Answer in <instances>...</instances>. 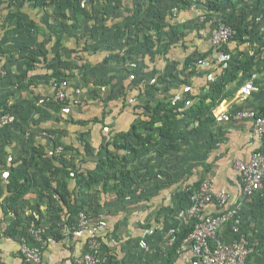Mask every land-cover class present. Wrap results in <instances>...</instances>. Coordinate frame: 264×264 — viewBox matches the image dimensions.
<instances>
[{
  "label": "rangeland",
  "instance_id": "374dc122",
  "mask_svg": "<svg viewBox=\"0 0 264 264\" xmlns=\"http://www.w3.org/2000/svg\"><path fill=\"white\" fill-rule=\"evenodd\" d=\"M72 1L83 10L94 2ZM107 2L113 1L94 2L98 9L80 13L75 21L71 0H0L1 11L9 13L1 15L2 25L10 22L21 33L15 36L16 45L8 43L13 46L7 47L10 51L5 50L8 45L0 44V115L9 110L15 116L13 124L1 129L0 138L14 133L17 152L22 150L15 161L18 168L6 166L9 174H0V234H11L14 225L22 228L29 217H36L33 211L49 228L55 217H65L70 225L80 211L102 212L110 206L123 212L128 206L152 202L154 195L167 188L155 211L161 216H152V222L167 217L175 223L163 231L165 250L145 257H150L148 264H158L170 247V238L184 226L177 209L190 191L191 175L210 170L216 148L222 144L218 136L235 127L210 126L216 121L213 115L222 105L224 109L237 101L240 106L247 104L238 93L253 70L260 76L256 79L259 91L252 99L263 100V107L248 108H264V0H131L132 10L119 11L120 15L105 10ZM35 8L43 12L32 16ZM202 16L208 29L223 18L248 27L242 42L233 41L236 50L231 60H221L202 44ZM37 18L42 21L39 26ZM242 44L248 46L246 53L239 52ZM60 76L81 84L82 92L51 109L45 88L51 78ZM109 85L112 94L102 93ZM107 96L109 100L104 99ZM203 101L204 113L199 109ZM161 107L169 109V115L176 113L170 126L173 137L161 135L164 121L156 119L163 114ZM128 112L134 115L123 129L120 118ZM25 119H30L29 125H19ZM133 125L137 130L129 132ZM42 137L51 141L42 143ZM129 142L140 152L124 146ZM7 145L0 144L3 161ZM98 164L110 175L119 173L117 179H109L108 189L96 170ZM29 167L32 174L25 175L32 178L37 191L26 188L23 194L37 192L35 206L24 205L15 187L16 177ZM61 179L71 182L68 202L61 201L56 191L62 187ZM143 191L148 192L143 195ZM256 203L251 198L247 201L246 227L259 242L255 258L264 264V203L260 208ZM153 225V230L160 227Z\"/></svg>",
  "mask_w": 264,
  "mask_h": 264
},
{
  "label": "built area",
  "instance_id": "2783aa9c",
  "mask_svg": "<svg viewBox=\"0 0 264 264\" xmlns=\"http://www.w3.org/2000/svg\"><path fill=\"white\" fill-rule=\"evenodd\" d=\"M201 22L204 21L202 16ZM256 20H261L257 16ZM202 37L209 38L215 47V56L227 62L232 59L231 52H225L222 47L235 41L238 30L224 19H219L216 25L200 31ZM242 50H248L244 44ZM248 79L240 88V100H248L257 91L254 78ZM52 93L47 98L52 104L64 102L73 89L72 82L64 76L51 78ZM190 88L187 87L186 90ZM71 90V91H70ZM82 89L74 87L73 93L80 95ZM72 95V93H71ZM219 123H238L251 121L252 136L258 142L247 158H236L233 168L238 173L239 191L235 193L226 188L215 187L211 179L192 183L189 187L190 203L179 206L178 218L185 226L192 227V231L181 242L178 253H189L192 256L190 264H259L255 254L258 251V241L253 240L249 231L244 228L243 208L247 200L260 194L264 198V114L253 108L218 110L214 114ZM15 121L10 113L0 115V129ZM62 149V146L58 147ZM37 217L32 220L28 235L20 238V254L24 264H52L45 260L44 251L48 245V228L37 224ZM106 213L80 211L76 221L70 223L69 239L80 238L87 234L86 251L74 258V264H102V241L94 237L99 230L107 225ZM176 240V234L170 238L169 246ZM169 247V248H170Z\"/></svg>",
  "mask_w": 264,
  "mask_h": 264
},
{
  "label": "crops",
  "instance_id": "0c3cea01",
  "mask_svg": "<svg viewBox=\"0 0 264 264\" xmlns=\"http://www.w3.org/2000/svg\"><path fill=\"white\" fill-rule=\"evenodd\" d=\"M98 1H104V0H94L95 3H97ZM112 1H113L112 3L107 2L105 6V10L107 9H108L107 11L111 10L112 14L115 13L117 15H120L119 11H123V13L125 11L126 13H128V11L132 10L131 0H115L116 2H114V0ZM92 4L91 5L89 4L88 8H84L85 9L84 11L91 12L92 9H95L96 11L98 9L97 4L94 5V7L92 6ZM8 10H12V8L11 9L8 8ZM32 11L33 10L30 11L32 16L33 15L37 16L38 13L40 14L41 12H43L42 10H40V8H35L34 10L35 12H32ZM71 11H73V9ZM8 14L9 13L7 10L1 11L0 9V17L1 15H3L2 17H4ZM2 22L3 20L0 19V44L8 45V46H5L6 48L5 50H9V48L7 47L10 46L12 48L13 46L9 45L8 43L13 41L12 43L16 45L17 44L15 42L16 37H19L21 33L19 32V29L17 27L16 28L14 27L15 26L14 24H10V22L9 23L5 22V25L4 24L2 25ZM35 22L37 23L36 26H39V24H42V21L40 20V18H37ZM8 25L10 26L8 27ZM203 38L204 40L202 41V44L205 47L210 48L211 47L210 39L205 38V37ZM234 42L232 41L229 45L231 49L235 47L233 45ZM4 45L2 48H4ZM253 71H254L252 73L253 76L254 74L257 75L254 78V81H255V84L257 85V88L259 89L256 79L260 75L259 73H256L255 70ZM71 82H72L73 89L72 91L70 90L71 91L70 95L72 93L71 96H75V94L73 93L74 87L81 88L82 85L77 83L76 81L75 83L73 81ZM45 89L48 90V95L52 93V88L49 82ZM258 89L255 92L254 96L248 99L247 104L240 106V102L237 101L233 103V105L229 106V108L227 109L234 111V110H239V109L248 108V107H253V108L263 107V104H262L263 100L252 99L257 95L259 91ZM112 90H113V86L109 85L106 87V89L102 90V93H105L108 91L111 94ZM108 92L106 94H109ZM108 96L107 98H104V99L109 100ZM248 104L249 106H247ZM50 106H51L50 107L51 109H54L53 108L54 104ZM222 106L218 107V109L222 110ZM68 109L71 110L69 106H68ZM129 113L130 112L125 114V116L122 115L120 118L122 121L123 129L127 127L126 120L130 121L131 120L130 117H133L134 115V114H131V113L129 114ZM29 123H30V119L29 120L25 119L24 122L19 123V125L28 126ZM35 123L37 122H33L34 125ZM218 124L221 125V124H227V123H219L216 120L214 123L210 124V126H215V125L218 126ZM234 124H235V127L233 126L231 127V130H230L231 133L229 134L219 133L220 135L218 136V138L222 144H220L216 148V152L214 153L216 154V156H214V158L211 160L212 166L210 165L209 167L210 170H208L207 172H202L203 174L201 172L199 174H196L197 172L195 173L193 172V174L191 175L192 177L189 179L188 182L193 181V183H196L200 181L201 179L203 180V179L208 178L215 182V187L217 189L226 188V189L233 191L235 195L238 193L239 188H240L239 178H238L237 171L235 170V168H233V161L236 158H247L249 156V153L258 146V142H256V140L252 136L251 121L248 120V121H243V122H238V123H231V124L228 123V125H234ZM34 125H33V130L35 129ZM1 129L4 130V128H1ZM30 132L31 131H29V135L31 137L32 132L31 133ZM18 133H20L21 135L22 132L18 131ZM13 134L14 133H12V135L4 136V138L3 137L0 138V144L1 143L9 144L7 145L8 147H6L7 154L2 155L6 157V160L3 161L1 160L3 158H0V174L2 173H4L5 175L9 174L8 168L10 167L18 168V163H16L15 161L17 159V156L21 155L22 150L21 152L19 151L17 152L18 148L15 147V141L12 139ZM20 135H18V137ZM40 140H42L41 141L42 143H48L47 141H49L50 139H46V138L43 139L42 137ZM11 145H13V147ZM6 151H3V153ZM23 154H24V151H23ZM6 166L8 167L7 170H6ZM32 169H33L32 167H29V170H28L29 172L25 170L22 173L31 175ZM189 172L190 170L187 171V173ZM34 175H37V173ZM59 175L61 176L62 172ZM60 181L67 182L68 188L71 190L70 181L63 180V179H61ZM175 186L177 185H173L171 188L176 189ZM36 187L37 186L34 185V186L29 187V189L31 191L34 189L37 191ZM38 189L42 190V188H38ZM30 190L27 191V193H30V194L26 195L27 193H25V194L20 195L18 198L23 199V203L26 206H28L29 204H31L32 206H35L36 201L38 200L36 197L37 192L34 195L32 192H30ZM148 191H151L152 193L155 192L154 189H151ZM165 191H161V194L159 192L157 195H154L155 200H152V202H149V200H146L145 202L141 203L140 207H136V205H133V207L128 206L127 208L124 209L123 212H121V211L114 210L113 208H110L109 206L110 204H108L109 209L107 210L103 209L104 211L102 212L100 211L101 213H106V217L108 219L107 225H105L103 229H100L97 234V236H99L98 238L104 243V246H103V243L101 245V250H103L102 264H131L133 263V261H134V264H148L147 261L149 260L150 257L149 258H145V257L152 255L155 250L164 249V243L166 240L162 237L163 231H167L166 228L168 225L169 226L174 225L175 219L172 220V218H168L166 220L167 217H163V219L161 218L159 222L157 221L152 222V219H153L152 216H155L158 218L161 216L159 213H155V211H156L157 206L161 205V202H162L161 200H162V197L165 196ZM143 192H144L143 193L144 195L146 191H143ZM148 197L150 198L151 195H148ZM259 197H262V196L260 194H257L253 198H251V200L257 202L256 206L260 208V206H263L262 203H264V200H261ZM140 199L141 201H144L143 198H140ZM185 199L186 200H184L183 203H181V206H186L190 203L189 193L186 194ZM143 205L145 206L143 207ZM152 205L154 207H152ZM246 205L248 204L246 203ZM145 207H147L148 209L147 208L145 209ZM144 209L146 210V212ZM33 213L36 215L37 218H40L39 216L40 214H38L37 211H33ZM76 217L74 218V221H76ZM64 219L65 217L53 218L51 222H49V223H52L51 224L52 226L50 225L51 228H49V226L46 225L47 222L44 223V225L48 228L47 237L49 239L48 245L44 251V258L46 261L52 264H74V258L76 257V255H80L86 251V242H87L86 237H89L87 235L89 232H86L87 234L82 235L80 238L75 239L71 237L69 239L68 237L65 236L66 232L68 233L69 224H66ZM74 221H71V222L73 223ZM164 221H166L165 224H164ZM53 223H56L57 225H54ZM153 223H155V225L159 223L158 226L160 227L155 228V230H153V228H151L154 226ZM60 234H62L61 238L59 237ZM0 235H1L0 236V264H24L21 254L19 252L20 251L19 250L20 232L18 231L15 238H13L10 234H7V233L5 235L1 233ZM146 253H148V256ZM162 256L164 257L165 254H162ZM191 260H192V256L189 253L187 252L178 253V257L175 261V264H190ZM161 261L158 264H160Z\"/></svg>",
  "mask_w": 264,
  "mask_h": 264
},
{
  "label": "trees",
  "instance_id": "16d2710c",
  "mask_svg": "<svg viewBox=\"0 0 264 264\" xmlns=\"http://www.w3.org/2000/svg\"><path fill=\"white\" fill-rule=\"evenodd\" d=\"M71 2L73 3L72 4V7H73V15H74V20L76 21L77 20V16L80 14V13H84V10L77 4H74V1H72L71 0ZM214 7H216V8H218L219 9V7L218 6H214ZM227 23H229V24H231V25H233L235 28H237V30H238V35L234 38L235 39V41H240V42H242V39L240 38V37H242V36H244V35H246V33H247V29H248V27H246V26H243V24H241L240 23V21H235V20H231L230 18H223ZM216 25V24H215ZM203 27H206V21H205V19H204V21L203 22H201V19L199 20V31L203 28ZM243 45V44H242ZM222 50L223 51H225V52H231L232 53V58H233V54H234V51L236 50V48L235 49H231L228 45H225V46H223L222 47ZM210 51H213V52H215V47L211 44V47H210ZM240 53L242 52V53H246L247 52V50H241V51H239ZM60 77H62V76H60ZM59 77V78H60ZM113 91V90H112ZM112 94V93H111ZM214 98V97H213ZM206 108H207V105H206V103H205V101H203L202 103H201V105H200V107H199V109H200V112H202V113H204L205 111H206ZM159 109H162V111H163V114H161V116H159L158 118H156L157 119V121H164V124L161 126V135H163V136H167V137H173L172 135V133L170 132V126H171V124L173 123V117L176 115V113L174 112V111H172L171 112V115H169L167 112H168V110L169 109H165V108H159ZM7 112H10L9 110H6ZM5 110H4V112L3 113H7ZM157 112V111H156ZM261 114H264V108H262V110L261 111H259ZM11 113V112H10ZM155 114V113H154ZM123 116H125V115H123ZM214 116V115H213ZM12 124V123H11ZM132 130H134V132L137 130V127H136V125H133V126H131V128H130V131L129 132H131ZM130 143V142H129ZM125 147H131V148H134V149H136V151L137 152H140V150H139V148H136V146L134 145V144H125L124 145ZM139 147V146H138ZM176 149V148H175ZM123 164H124V166H126V164H125V160L122 162ZM112 166H115V162H113L112 163ZM128 167V166H127ZM96 170L98 171V173L100 174V175H103V177L106 179V182H105V187H106V189H108V187L106 186L107 184H108V181H109V179L111 180L112 178H115V179H117V176L119 177V173H118V171L116 172V171H114L113 172V175H110L109 174V172H105V169H104V167L101 165V164H98L97 165V167H96ZM14 172L15 171H18V170H13ZM70 171V170H69ZM20 173H21V171H20ZM113 176V177H112ZM124 177V176H123ZM154 178V177H153ZM22 179H24V180H22ZM155 180V179H154ZM202 180V179H201ZM201 180L200 181H198V182H196V183H200L201 182ZM32 178H30L29 176H26L25 174H19V176L18 177H16V182H15V187L17 188V194L20 196V195H22L23 193H24V190H26V188H29V187H31L32 186ZM59 186H62L61 188H57L56 189V191H58V193L60 194V198H61V201H63V202H66V200H67V198H68V195L71 193V190L68 188V185H67V182H64L63 181V183H60L59 182ZM261 200H263V198L262 197H259ZM67 202H68V200H67ZM70 209H71V207H70ZM245 209H246V205H245V207L243 208V216H244V228L246 229V230H248V228L246 227V223H247V214H246V212H245ZM36 219V217H34V218H28V221H27V223H26V225H24V226H22V228H19L18 229V225H14L15 226V229H13L12 230V232H11V236L13 237V238H15V236L17 235V233H18V231L20 232V238L22 237V236H27L29 233H28V229H29V227H30V225H31V222H32V220H35ZM37 224L38 225H43V226H45L44 225V223L43 222H40V220L39 219H37ZM191 231H192V227H190V226H184L183 228H182V230L181 231H179L177 234H176V240H175V242L172 244V246L165 252V256L163 257V259H162V261H161V263L160 264H175V261H176V259H177V257H178V249H179V247H180V245H181V242H182V240L188 235V234H190L191 233ZM60 238L62 237V234H60V236H59ZM89 239V237H86V240H88ZM19 250H20V242H19ZM256 261H257V263H259V264H262L263 262L260 260V258H258V259H256Z\"/></svg>",
  "mask_w": 264,
  "mask_h": 264
}]
</instances>
